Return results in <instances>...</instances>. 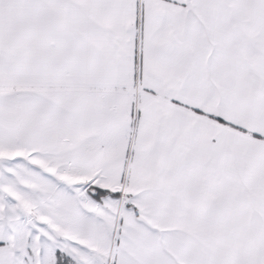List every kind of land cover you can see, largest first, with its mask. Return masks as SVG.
<instances>
[{
	"label": "snow or ice",
	"instance_id": "obj_1",
	"mask_svg": "<svg viewBox=\"0 0 264 264\" xmlns=\"http://www.w3.org/2000/svg\"><path fill=\"white\" fill-rule=\"evenodd\" d=\"M0 264H264V0H0Z\"/></svg>",
	"mask_w": 264,
	"mask_h": 264
}]
</instances>
